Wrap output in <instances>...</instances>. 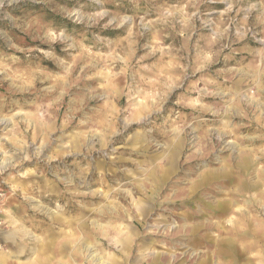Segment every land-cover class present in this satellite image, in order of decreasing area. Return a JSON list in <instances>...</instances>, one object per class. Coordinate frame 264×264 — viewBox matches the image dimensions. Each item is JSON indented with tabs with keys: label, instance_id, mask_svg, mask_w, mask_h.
Here are the masks:
<instances>
[{
	"label": "clouds",
	"instance_id": "1",
	"mask_svg": "<svg viewBox=\"0 0 264 264\" xmlns=\"http://www.w3.org/2000/svg\"><path fill=\"white\" fill-rule=\"evenodd\" d=\"M0 264H264V0H0Z\"/></svg>",
	"mask_w": 264,
	"mask_h": 264
}]
</instances>
